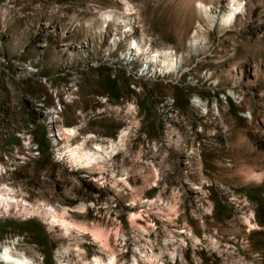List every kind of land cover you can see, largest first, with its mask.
I'll return each mask as SVG.
<instances>
[{
  "label": "rangeland",
  "instance_id": "1",
  "mask_svg": "<svg viewBox=\"0 0 264 264\" xmlns=\"http://www.w3.org/2000/svg\"><path fill=\"white\" fill-rule=\"evenodd\" d=\"M239 1L224 28L229 0H0V186L32 206L90 205L67 219L106 248L2 207L0 244L33 264H264V0ZM129 39L171 50L176 72L138 77ZM63 127L74 145L129 132L104 170L78 171L58 155Z\"/></svg>",
  "mask_w": 264,
  "mask_h": 264
},
{
  "label": "bare ground",
  "instance_id": "2",
  "mask_svg": "<svg viewBox=\"0 0 264 264\" xmlns=\"http://www.w3.org/2000/svg\"><path fill=\"white\" fill-rule=\"evenodd\" d=\"M197 7L206 16L211 13L210 9L201 2L197 1ZM241 10H243L242 3L239 0H229L228 9L220 15L219 25L224 28L231 26L235 21L236 16L241 12ZM126 11L131 10L127 9ZM113 15L114 12L110 11L101 14V17L105 19V23H109L113 20ZM129 30L130 29H124L123 33H130ZM115 44L116 42L114 41L113 45ZM127 44V48H125L124 53L122 54V60L125 63H123V65L129 66L132 65V63L134 62H139L140 65L137 71L138 77H143L147 75L164 76L167 74H171L172 72H176V69L178 67L177 58L176 55L168 48H150L149 44L144 43L142 40L136 41V39H129ZM29 71L31 70L29 69ZM192 102L196 107L206 110L205 105L201 104L198 99L195 98ZM129 109L131 110V107ZM60 129L62 131L60 132V136H63V138L66 140V144L65 146H63L64 151L58 155L65 157L66 160L78 171L89 169L91 170L93 168H97L101 171L104 170L105 165L108 164V162L115 155H117L120 150H122L123 142L129 132V127H126L118 133L116 138L107 139L100 143L94 135L90 134L80 138V141H78V143L74 145L69 144V141L76 140V137H78V128L63 127ZM91 140H95L96 143L92 144L91 146H87V143ZM232 151H234L233 154L236 157L240 156L242 152L240 150V144H237V146L234 147ZM146 164L152 167L154 176L157 177V172L153 165L150 163ZM253 177L257 180L260 179V177L254 174ZM110 184L115 188H119V184L123 185L124 187L128 186L125 179L115 178V176L112 174L110 178ZM0 207H2L3 211H5L6 213H9L11 209H18V211H21L29 216H37L39 214H43L48 224L60 227L65 235H89L97 245L102 248H106V238L99 229H89L81 224L72 222L67 219L69 212L82 214L87 210V208H90V205L79 204L72 208H60L57 206L45 204L32 206L23 199L18 200L11 189L5 188L4 185H2L0 186ZM136 216L137 215L135 214L130 215V222L132 221L133 217ZM249 219L250 218L248 216L245 217L246 224H248L250 228H254L255 226L252 225ZM188 233L191 236V233ZM0 264L33 263L31 259L25 254L16 251L12 247L10 242L5 241L0 244ZM87 264H114V259L112 256H110L107 262H102L100 259L94 258Z\"/></svg>",
  "mask_w": 264,
  "mask_h": 264
}]
</instances>
